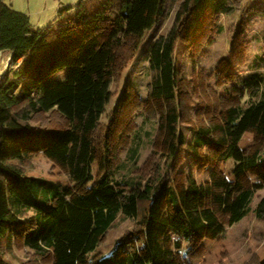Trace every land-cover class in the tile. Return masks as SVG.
Listing matches in <instances>:
<instances>
[{
    "label": "rangeland",
    "instance_id": "obj_1",
    "mask_svg": "<svg viewBox=\"0 0 264 264\" xmlns=\"http://www.w3.org/2000/svg\"><path fill=\"white\" fill-rule=\"evenodd\" d=\"M2 1L26 14L33 28L61 25L74 13L79 1L93 2ZM244 3L246 0H236L231 10L220 12L213 0H203L193 9L175 44V89L170 97L152 87L143 50L149 41L179 24L187 8L186 2L176 0L162 19H155L153 10L146 6L124 27L121 36L108 28L99 34L98 43L104 41L108 47V60L104 78L99 81L92 100L100 113L93 130H83L94 147L93 158L88 164L90 180L76 189H85L105 170L113 172L116 178L141 182L152 183L165 176L184 202L205 208L209 215L206 230L200 238L192 240L190 247H185L181 240L178 224L170 227L163 224L158 245L166 258L173 261L264 264V220L257 218L253 211L258 199L264 197V184L254 186V180L264 178V164L249 167L235 176L232 170L235 158L221 156L227 143L239 147L242 157L264 156L261 116H256L250 126L227 134L230 130L226 124L227 109L240 103L242 77L253 70L250 62L254 54L264 51V13L245 9ZM238 23L241 29L236 32ZM120 44L129 50L130 57L117 52ZM57 76H63V72H58ZM21 82L17 80L18 84ZM247 86L252 91L253 85L247 83ZM22 105L20 101L11 109L18 110ZM83 116L79 115L80 120L73 123L87 126L90 118L83 124L86 120ZM0 119L12 123L9 111L0 113ZM29 124L32 128L47 129L64 128L70 122L52 107L32 113ZM179 133L182 134L181 142H178ZM200 135L209 141L195 145L194 139ZM133 146L136 150L130 156ZM29 153L22 162L28 175L72 184L71 173L76 175L75 172L81 170L80 163L68 168L42 150ZM238 185L254 189L253 197L250 211L232 223L228 202ZM165 186L156 200L160 221L165 211H169ZM226 191L230 193L228 197ZM138 229L132 219H117L100 238L95 252L86 255L81 264H89L88 260L107 253L122 237L128 244L133 243V235L129 233H136ZM2 256L10 264L54 262L53 252L36 254L22 244L21 236L12 239L11 249L4 250Z\"/></svg>",
    "mask_w": 264,
    "mask_h": 264
},
{
    "label": "trees",
    "instance_id": "obj_2",
    "mask_svg": "<svg viewBox=\"0 0 264 264\" xmlns=\"http://www.w3.org/2000/svg\"><path fill=\"white\" fill-rule=\"evenodd\" d=\"M175 1L93 0L88 4L79 1L65 23L33 28L26 14L0 0V59L2 53L10 54L8 67L0 73V113L9 111L12 122L7 124L0 119V264H10L2 253L11 249L15 236H21L22 244L36 254L53 252V264H81L86 255L95 252L100 238L117 219H132L138 224V231L129 233L133 235V243L128 244L122 237L110 251L88 260L89 264H185L167 259L161 251L157 241L161 227L164 223L169 227L178 224L181 240L185 247H190L192 240L200 238L206 230L209 215L205 208L184 202L165 176L151 183L116 178L113 172L105 170L85 189H76L90 180L88 164L94 147L83 130L92 131L100 113L92 100L104 78L108 60V47L104 41L98 43L99 34L108 28L121 36L124 27L146 6L153 10L155 19L165 18ZM202 1L181 0L187 8L179 24L172 32L161 33L149 41L143 50L151 85L165 97L172 96L175 89L174 51L179 33ZM213 1L220 12H227L236 0ZM244 4L245 9L264 13V0H246ZM239 26L238 23L236 32L241 29ZM118 51L131 56L121 44ZM250 64L253 70L242 77L240 103L227 109L226 124L230 129L227 134L250 126L256 116L262 117L264 131V51L254 54ZM58 72H63V76L58 77ZM18 79L22 81L19 84ZM246 82L253 85L252 91ZM20 101L22 107L12 110ZM52 107L69 120V126L47 129L30 126L32 113ZM79 115L85 116L83 124L90 118L87 126L73 123L80 120ZM181 140L179 133L178 142ZM208 141L200 135L194 144ZM32 150L53 155L68 168L80 163L81 170H74L76 175L71 173L72 184L28 175L22 162ZM130 150L131 156L136 146ZM221 156L235 158L232 167L235 176L264 164V156L259 154L242 157L234 143H227ZM78 173L81 175L76 177ZM262 179L254 180V186L264 184ZM164 186L169 211H165L160 221L156 200ZM253 190L238 185L232 195L226 191V196L230 195V222L250 211ZM253 211L264 220V197L258 199Z\"/></svg>",
    "mask_w": 264,
    "mask_h": 264
},
{
    "label": "crops",
    "instance_id": "obj_3",
    "mask_svg": "<svg viewBox=\"0 0 264 264\" xmlns=\"http://www.w3.org/2000/svg\"><path fill=\"white\" fill-rule=\"evenodd\" d=\"M10 58V54L9 53H2L1 54V59H0V72H3L6 68H5V61H7V59Z\"/></svg>",
    "mask_w": 264,
    "mask_h": 264
},
{
    "label": "built area",
    "instance_id": "obj_4",
    "mask_svg": "<svg viewBox=\"0 0 264 264\" xmlns=\"http://www.w3.org/2000/svg\"><path fill=\"white\" fill-rule=\"evenodd\" d=\"M4 65H5V68L8 67V65H9V58L7 59V61H5Z\"/></svg>",
    "mask_w": 264,
    "mask_h": 264
}]
</instances>
